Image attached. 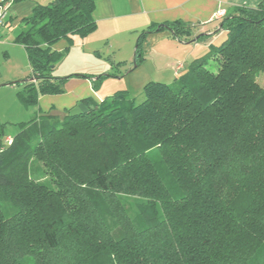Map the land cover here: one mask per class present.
Here are the masks:
<instances>
[{
    "label": "trees",
    "instance_id": "trees-1",
    "mask_svg": "<svg viewBox=\"0 0 264 264\" xmlns=\"http://www.w3.org/2000/svg\"><path fill=\"white\" fill-rule=\"evenodd\" d=\"M98 1L38 4L19 22L24 105L64 93L54 46L96 32ZM226 14L224 41L172 84L147 83L140 105L126 92L84 99L88 113L43 114L0 141V264H264V1ZM191 27L142 30L130 70L149 35L181 41ZM33 160L50 186L31 177Z\"/></svg>",
    "mask_w": 264,
    "mask_h": 264
},
{
    "label": "rangeland",
    "instance_id": "rangeland-1",
    "mask_svg": "<svg viewBox=\"0 0 264 264\" xmlns=\"http://www.w3.org/2000/svg\"><path fill=\"white\" fill-rule=\"evenodd\" d=\"M21 29L22 27L19 25H12L6 34L0 35V141L5 145L8 143V138H14L19 133L20 125L29 124L33 119L39 118L47 112L53 116H58L61 121L64 116L63 109L66 107L64 103L68 100L64 99L65 96L83 94L81 96L83 99H90L99 105L117 93L126 92L136 105H140L145 100L143 94L144 86L147 83L168 82L173 76V70L167 65V61L178 52L168 47L167 43L149 35L142 42L144 61L130 72L129 69L132 68L135 59L136 42L141 36V32L136 36L133 50L129 51L125 48L117 49L118 46H124V43L131 39V35L117 38L115 40L117 48L112 49L107 42L109 38L102 37L103 32H99L97 29L91 34L97 35L90 37L92 38L90 41L95 42L88 45L75 44V38L81 43L84 41L85 38L79 36H73L72 43L62 40L56 44L58 46L61 42H67V45H63L62 50L59 51L62 58H60L53 72L54 77L66 79L63 84L64 93L60 96H40L36 105L26 106L18 100L17 96L24 89L23 85L32 73L26 50L22 44L16 41L17 35L22 31ZM68 47L69 49H67ZM127 65H130L129 69ZM216 65L212 60L208 66L210 70L216 71ZM106 74L117 75V77L100 80L96 83L97 88L94 89L93 79H98V77ZM259 83L264 85V79L259 78ZM85 84L89 85L88 89H86ZM151 156L154 162L161 160L156 151H153ZM30 169L33 180L50 186V180L45 176L41 164L33 160L30 163ZM24 264H34V262L31 258H27Z\"/></svg>",
    "mask_w": 264,
    "mask_h": 264
},
{
    "label": "crops",
    "instance_id": "crops-1",
    "mask_svg": "<svg viewBox=\"0 0 264 264\" xmlns=\"http://www.w3.org/2000/svg\"><path fill=\"white\" fill-rule=\"evenodd\" d=\"M4 0H0L2 2ZM55 0H25L13 3L5 26L0 28V35L6 34L8 29L13 25H20V21L31 16L33 8L40 5H47ZM264 0H99L95 5L94 17L97 21L98 31L103 32L106 36L108 45L112 49H116L115 40L124 35H131L129 41L124 46H118L117 50L125 48L133 50L136 36L142 30L147 29L152 24H164L167 22L182 21L190 24L192 27L191 35L183 37L181 41H177L167 31L154 33L150 35L154 39L167 43L168 47L178 52L167 61L169 68L173 70V76L169 81H163L172 84L181 75L186 74L188 66L193 60L202 58L209 51L210 46H219L226 38V33L221 30L220 22H214V13L219 10L227 12L234 7H250L256 8ZM97 35V34H95ZM91 35L79 42L75 38V44H90ZM135 35V36H134ZM74 38V37H73ZM78 41V42H77ZM81 41V40H80ZM67 43V42H66ZM61 42L54 49L61 51L63 45ZM180 43V44H179ZM1 44V39H0ZM76 45V46H77ZM179 55L181 57H178ZM130 65H127V68ZM128 68V69H129ZM132 72V71H130ZM183 72V74H182ZM185 72V73H184ZM174 78V79H173ZM174 80V81H173ZM86 89L89 85L85 84ZM83 94L65 96V110L76 108L83 99ZM51 114V113H46ZM8 139H11L8 138Z\"/></svg>",
    "mask_w": 264,
    "mask_h": 264
},
{
    "label": "built area",
    "instance_id": "built-area-1",
    "mask_svg": "<svg viewBox=\"0 0 264 264\" xmlns=\"http://www.w3.org/2000/svg\"><path fill=\"white\" fill-rule=\"evenodd\" d=\"M13 0H4L0 2V28L5 26V22L8 19L10 9L12 7ZM227 11L226 10H219L216 13H214L213 21L214 22H221L224 20V18L227 16ZM12 143V139H8V144L10 145Z\"/></svg>",
    "mask_w": 264,
    "mask_h": 264
},
{
    "label": "water",
    "instance_id": "water-1",
    "mask_svg": "<svg viewBox=\"0 0 264 264\" xmlns=\"http://www.w3.org/2000/svg\"><path fill=\"white\" fill-rule=\"evenodd\" d=\"M88 111L89 110L86 109V106L83 103H80L76 108H74L72 110L71 116L75 117V116L81 115L83 113H88Z\"/></svg>",
    "mask_w": 264,
    "mask_h": 264
}]
</instances>
